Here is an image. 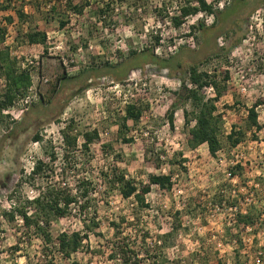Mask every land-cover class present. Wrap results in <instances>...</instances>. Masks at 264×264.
Listing matches in <instances>:
<instances>
[{"label":"rangeland","instance_id":"rangeland-1","mask_svg":"<svg viewBox=\"0 0 264 264\" xmlns=\"http://www.w3.org/2000/svg\"><path fill=\"white\" fill-rule=\"evenodd\" d=\"M90 1L85 6L92 3L91 8L74 16L62 3L59 9L67 14L55 18L28 5L26 11L35 14L23 23L12 10L0 13V29L6 32L3 47L33 78L26 97L0 119V264H65L56 243L47 246L33 230L24 229L19 218L9 223L2 214L35 198L46 186L76 188L83 180L93 192L87 216L74 207L49 227L55 242L61 233L82 232L84 220L95 214L99 235L90 234L83 249L73 255L78 264H120L118 259L109 260L108 246L124 241L131 245L146 234L151 245L169 231L172 235L162 239L166 264H264V104L257 105L264 100V0L234 4L226 0L222 9H214L220 0H207L218 18L199 13L185 19L179 29L169 23V14L177 16L181 6L187 1L196 4L194 0ZM106 6V20L93 13ZM8 17L15 23H8ZM199 24L204 32L197 29ZM29 28L43 30L48 37L45 46L24 43ZM155 37L160 38L159 49L154 47ZM133 51L152 52L168 61L172 73L155 64L142 65L145 55L127 62ZM31 60L34 63L28 65ZM135 64L141 68H133ZM192 65L215 76L218 84L222 71L229 72L232 88L214 103L223 115L222 148L214 158L206 146L189 148L183 110L191 112L190 104L171 97L188 82ZM125 71L123 78L117 75ZM2 90L0 80V96ZM26 98L29 103L23 104ZM132 104L142 109L141 117L138 122L129 120L121 132L125 108ZM254 105L260 131L246 127V109ZM170 110L175 112L173 129L167 117ZM71 122L76 133L98 132L88 153L81 148L64 152L61 130ZM240 128L241 141L233 148L226 136ZM64 153L68 163H63ZM37 161L46 167L32 179ZM231 162L243 170L233 181L228 172L235 166ZM113 168L136 185L146 183L149 174L170 176L172 187L166 191L152 186L145 197L149 208L140 209L110 185ZM232 190L240 193L235 196ZM247 192L253 194L252 202L245 199ZM223 198L228 204L243 203L234 226L227 225L231 212L220 208ZM248 215L256 218L253 224L241 221ZM110 222L119 226L117 237Z\"/></svg>","mask_w":264,"mask_h":264},{"label":"trees","instance_id":"trees-1","mask_svg":"<svg viewBox=\"0 0 264 264\" xmlns=\"http://www.w3.org/2000/svg\"><path fill=\"white\" fill-rule=\"evenodd\" d=\"M235 1L236 0H232V4H234ZM57 2H60V0H56V3ZM63 2V4L70 6L68 1L65 3V0H63ZM194 2L196 4L187 1L186 5L180 7L177 16L169 17L173 28L179 29L185 19L199 13L215 16V18L217 16L218 18V13L214 11L212 5L208 4L206 0H194ZM28 5L35 7L38 11H42L40 5L34 0H2V2H0V13L1 11H13L18 21L23 23L28 19V14H26L25 11V7ZM70 7L74 13H79L78 11L80 10H77L72 4ZM107 9L106 6V8L98 11V14H100L99 16L103 18L102 20L107 19ZM7 21L8 23L14 24L11 17H8ZM65 23L66 22H61L60 26L62 28L65 27ZM191 29L194 30L195 28L192 27ZM197 29L203 30L204 27L199 24ZM204 31L205 30H203V32ZM17 33L20 32L17 31ZM190 33L191 32H189V35ZM23 39L24 43H27V45L45 46L47 42L45 33L32 30L31 28L27 29L26 33L23 35ZM154 39V47L159 46L160 38L155 37ZM5 41L6 32L0 29V80L4 82V88L0 96V119H2L3 112L14 108L19 100L26 97L32 87L33 81L29 69L21 68L19 62L11 56L9 48L3 47ZM143 55H145L144 58L146 60L141 63L142 65L155 64L160 69H168L172 73L173 68L170 67L169 62L157 59L152 52L143 51L139 54L135 51L130 52L127 62ZM121 65H124V63L121 62ZM181 65L182 63H177L178 67H181ZM198 65H192L187 69L188 82H182L181 89L178 92L172 93L171 97L176 103H180L184 106L190 104L191 112L183 110L185 127L187 128L186 139L189 148L196 150L201 146H206L208 154L214 158L222 148L221 136L223 133V115L217 113L214 103L218 102L222 96L226 95L232 87L228 85V71H222V84H218L215 76L209 74L205 70L200 71ZM133 68L140 69L141 67L139 64H135ZM124 73H126V71L117 75L123 78ZM112 75L115 81L121 82L122 79H118V76L114 74ZM210 85L215 89L216 96L214 99L206 98L204 94L205 89ZM55 89L56 87L53 88L52 93H54ZM260 104H264V100H259L257 102V105ZM255 109L256 105L246 109V127L247 130L254 129L255 131H260L261 126L257 120L258 116ZM174 113L173 110H170L167 115L171 129H173ZM141 114L142 109L138 108L135 104L127 105L125 108V116L122 118L121 132L127 129L126 124L129 120L138 122ZM191 121H194L193 126H190ZM74 130V124L72 122L61 130L64 152L68 153L69 151H74L76 148H81L84 153H88L91 145L98 140V132L94 130L91 132L76 133ZM242 135V128H240L238 133L233 129L228 136H226V139L230 145L235 148L240 143ZM79 138L82 139L81 144H78ZM34 139L35 142L40 140L38 135H36ZM62 158L63 163L69 162L67 154L64 153ZM50 159L51 164L54 163V154L51 155ZM44 167H46V165L43 162L37 161L32 168L30 178L34 179L36 176L38 177L41 175ZM228 172L231 178H238L242 176L243 170L241 165L235 164V166L228 169ZM108 177L111 178L110 185L118 187L121 197L124 200L133 199L140 209L149 208L145 197L150 193L152 186H158L161 190L166 191L170 190L172 187L170 176L164 175L149 174L147 176V182L139 185L127 179L117 168H113L111 175ZM92 193L91 185L86 180L79 181L76 188L46 186L38 190V194L35 198L25 200L23 204L19 203L10 206V209L3 212L2 216L9 223L16 222L19 218V221L22 222V227L27 230H33L35 235L42 238L44 244L48 246L56 243L57 250L59 254H61L65 264H78L73 260V255L83 249V242L88 241L90 234L99 235L96 234L99 229V224L95 220V214L89 220H84L82 232L74 231L71 234L61 233L56 237L55 242L49 232V227L51 222L64 219L70 215L74 207H77L79 215H84L86 217L90 209V196ZM223 201L229 202V199L223 198L219 201V204ZM254 220H256V218H250L249 215L241 218V221L245 224H253L255 222ZM110 225L111 229L115 230V236L117 237L119 235V226H117L115 222H110ZM171 235L172 232L169 231L168 234L161 236L157 243L151 245L146 243L147 234L138 237L131 245L126 244L125 241L115 243L114 245L111 244L108 246L110 249L108 258L109 260L118 259L120 264H166L167 258L163 250V248L166 247V241L162 239L170 237ZM138 243L141 245V248L136 247ZM88 247L89 246H87V248ZM47 264H52V262L50 261Z\"/></svg>","mask_w":264,"mask_h":264},{"label":"built area","instance_id":"built-area-1","mask_svg":"<svg viewBox=\"0 0 264 264\" xmlns=\"http://www.w3.org/2000/svg\"><path fill=\"white\" fill-rule=\"evenodd\" d=\"M34 1H36L40 5L41 9L44 10V11H46V12H50L52 10V8L56 5V0H34ZM220 1L221 2L218 3V6H214L215 4L213 5L214 6V9H217V8L222 9V4L226 0H220ZM206 2L208 4H210L207 0H206ZM178 14H179V11L177 12V15ZM72 15L74 16L75 14H72ZM169 15H170V17H173L172 14H169ZM169 23L171 24V22H169ZM182 25H184V24H182ZM47 40H48V37H47ZM157 47H158L157 49H159V47H161V46L159 45ZM55 49H59V47L58 48H55ZM27 63H28V65H32L34 62L31 60L29 62L27 61ZM22 67L24 68V64H22ZM2 83H4V82L2 81ZM3 88H4V85H3ZM204 94H206L211 99H214L215 96H216L215 89L211 85L208 88L205 89V93ZM207 96H206V98H207ZM29 100H30V98H26L24 100L23 104H28L29 103ZM262 111H264V110H262ZM5 112H7V111H5ZM230 164L231 165H234V164H237V163L236 162H231ZM229 176H230V174H229ZM233 179L234 178H232L231 181H233ZM237 192L238 193H236L235 190H232V194L235 195V196L240 193L239 191H237ZM246 196H247V198H245V199H247V202H252V200H251L252 198L251 197L253 196V194L247 192ZM228 203L229 202L223 201L221 203V205H220V208L223 209L224 207H227V209L231 212L230 213V216H229V219L230 220L227 222V225L228 226H234L238 222L239 214H241V208H242L243 203H240V204L239 203L238 204L237 203L228 204ZM251 229H252V227H250V225L246 226V230L247 231H250ZM235 242L236 241H233V243H235ZM257 263H258V261H257Z\"/></svg>","mask_w":264,"mask_h":264},{"label":"crops","instance_id":"crops-1","mask_svg":"<svg viewBox=\"0 0 264 264\" xmlns=\"http://www.w3.org/2000/svg\"><path fill=\"white\" fill-rule=\"evenodd\" d=\"M68 1V4H72L74 7H76V9L77 10H80V11H78L79 12V14H83V13H85V11L88 9V8H91V5H92V3L89 5V6H85V4L87 3V2H91L90 0H67ZM66 0H65V3L67 2ZM93 2V1H92ZM62 3H64L63 2V0H60V2H57L56 3V5H55V7L50 11L51 12V16L52 17H56V16H62V15H65V14H67V11L65 10V11H60V9H59V7H63V6H61L62 5ZM82 5V6H81ZM71 6V5H70ZM29 7H31L30 5H29ZM26 8L27 7H25V11H26ZM73 8V7H72ZM29 9V8H28ZM32 12V13H31ZM30 13H28L27 11H26V14H28V15H30L31 16V14L32 15H34L35 14V10H34V12H33V10L31 11ZM49 12V13H50ZM93 13H97L98 14V12H93ZM70 14L72 15V14H75L76 15V13H74L73 11H71L70 12ZM12 15V14H11ZM15 23V22H14ZM37 31L38 32H41V31H43V30H41V29H37ZM29 46H31V47H38V46H40V45H29Z\"/></svg>","mask_w":264,"mask_h":264}]
</instances>
